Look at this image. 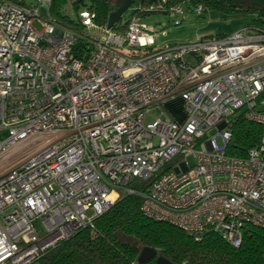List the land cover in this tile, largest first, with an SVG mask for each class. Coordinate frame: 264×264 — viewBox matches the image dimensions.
I'll use <instances>...</instances> for the list:
<instances>
[{
    "label": "built area",
    "instance_id": "1",
    "mask_svg": "<svg viewBox=\"0 0 264 264\" xmlns=\"http://www.w3.org/2000/svg\"><path fill=\"white\" fill-rule=\"evenodd\" d=\"M23 1L0 0V264H41L127 194L196 238L238 247L246 228L264 229V26L154 48L138 17L108 28L81 7L79 39L52 0ZM145 9L206 11L193 0ZM176 95L182 121L162 110L145 121ZM238 115L262 129L243 156L227 152ZM18 146L31 150L1 171Z\"/></svg>",
    "mask_w": 264,
    "mask_h": 264
},
{
    "label": "trees",
    "instance_id": "2",
    "mask_svg": "<svg viewBox=\"0 0 264 264\" xmlns=\"http://www.w3.org/2000/svg\"><path fill=\"white\" fill-rule=\"evenodd\" d=\"M155 1L134 0L132 17L147 14L145 8ZM193 2H201L206 11L217 10L228 16L251 13L264 16V8L237 0ZM65 4L66 0H52L51 13L58 23L76 29V35L81 39L80 29L70 18ZM71 6L74 12L80 7H88L94 11L96 21L105 24L109 13L117 8V0H72ZM120 20L115 29L125 25ZM261 130L259 124L238 115L232 124L227 152L234 156L245 155L258 143ZM140 205V195H121L91 225L77 230L51 248L41 258V264H137L138 254L144 246L156 249L159 255L175 264H264V229L246 228L241 244L235 247L215 233L196 238L168 222L149 218L141 212ZM143 264H157L156 257Z\"/></svg>",
    "mask_w": 264,
    "mask_h": 264
},
{
    "label": "rangeland",
    "instance_id": "3",
    "mask_svg": "<svg viewBox=\"0 0 264 264\" xmlns=\"http://www.w3.org/2000/svg\"><path fill=\"white\" fill-rule=\"evenodd\" d=\"M25 1L31 3L33 0ZM71 3L72 0H66L65 7L70 17L75 18L76 14L72 10ZM44 5L47 7L48 3L45 2ZM134 10L135 5L132 4L122 15L121 21L130 19ZM40 13L46 14L47 8H41ZM138 18L139 21L144 23L147 29L154 34V48H161L166 45L177 43H186L198 37L207 38L223 33H230L243 25L264 26V16L259 17L256 13L228 16L217 10L206 11L202 15H199L185 9L182 14L176 16H170L159 12H149L145 15L138 16ZM34 25L36 28H40L36 20L34 21ZM161 110L171 119L180 117L184 114L183 99L180 95H176L159 104L150 106L145 121H151L158 117ZM30 150L31 149L25 147L21 149L18 146L14 151H11L12 155L9 160L3 163L1 171L4 170L13 159L24 156ZM111 196H113V194H111Z\"/></svg>",
    "mask_w": 264,
    "mask_h": 264
},
{
    "label": "water",
    "instance_id": "4",
    "mask_svg": "<svg viewBox=\"0 0 264 264\" xmlns=\"http://www.w3.org/2000/svg\"><path fill=\"white\" fill-rule=\"evenodd\" d=\"M238 2L242 3H249L260 6L264 8V0H237ZM134 0H117V8L109 13L108 20H107V27L112 28L115 24L122 18L124 12L133 4ZM156 257L157 264H175L165 258L162 255H159L157 250L144 246L141 248L138 257H137V264H143L147 260Z\"/></svg>",
    "mask_w": 264,
    "mask_h": 264
},
{
    "label": "crops",
    "instance_id": "5",
    "mask_svg": "<svg viewBox=\"0 0 264 264\" xmlns=\"http://www.w3.org/2000/svg\"><path fill=\"white\" fill-rule=\"evenodd\" d=\"M167 100V99H166ZM165 101V100H164ZM184 119V114H182L180 117H175L174 120L176 121H182Z\"/></svg>",
    "mask_w": 264,
    "mask_h": 264
}]
</instances>
